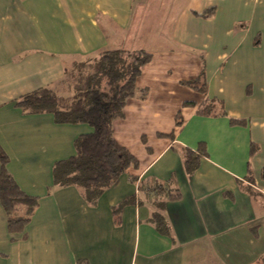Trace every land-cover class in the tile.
I'll use <instances>...</instances> for the list:
<instances>
[{
  "label": "crops",
  "instance_id": "1",
  "mask_svg": "<svg viewBox=\"0 0 264 264\" xmlns=\"http://www.w3.org/2000/svg\"><path fill=\"white\" fill-rule=\"evenodd\" d=\"M113 48L151 54L135 82L145 97L128 98L112 123L138 164L90 204L73 185L53 186L52 166L91 127L14 100ZM202 68L205 93L182 84ZM206 97L225 114H198ZM0 146L38 198L19 233L0 204V264H264V0H0ZM185 148L204 152L190 174Z\"/></svg>",
  "mask_w": 264,
  "mask_h": 264
},
{
  "label": "trees",
  "instance_id": "2",
  "mask_svg": "<svg viewBox=\"0 0 264 264\" xmlns=\"http://www.w3.org/2000/svg\"><path fill=\"white\" fill-rule=\"evenodd\" d=\"M213 10L214 8L210 7L200 13V16L207 17ZM150 59L151 54L143 49H106L93 58V64L86 63L91 71L80 79L78 88L75 89L77 95L72 99L57 91L59 83L64 80L66 69L64 77L56 83L39 87L14 100V106L26 114L50 113L56 123H85L91 127V131L75 138L73 155L53 164V186L73 185L80 190L88 203L95 204L100 194L110 187L120 174L129 167L137 166L135 156L114 138L112 123L115 119L123 117V107L128 98L145 97L146 90L139 89L135 82L143 65ZM80 64L86 65L82 61ZM182 84L205 93L204 68L196 78L182 81ZM183 105L194 103L184 102ZM196 112L207 116L225 114L222 101L214 97H206L197 106ZM230 123L243 124L244 119L230 118ZM252 151L253 146L250 149V152ZM203 154L201 149H183V166L186 173L193 172ZM7 163L8 156L0 146V204L6 213L7 230L12 234L23 231L38 204V198L22 191L7 170ZM137 187L168 194V191L158 184L150 188L137 180ZM177 196L178 193L173 192L168 195V199H175ZM158 204V207H161V203ZM20 207L24 208L23 211ZM152 219L159 231L166 230L163 217L159 213L154 212Z\"/></svg>",
  "mask_w": 264,
  "mask_h": 264
},
{
  "label": "rangeland",
  "instance_id": "3",
  "mask_svg": "<svg viewBox=\"0 0 264 264\" xmlns=\"http://www.w3.org/2000/svg\"><path fill=\"white\" fill-rule=\"evenodd\" d=\"M137 9V15L136 19L141 20L142 16L147 17L148 13L144 12L145 7L144 6H134V9ZM157 23L155 24H148V29L154 28ZM152 26V27H150ZM97 59V58H96ZM89 61H82L85 64L87 62H92L93 59H87ZM81 62V61H80ZM80 62H76L70 66H68L64 80L59 83L57 87V91L62 94L63 96L69 97L70 99L73 98L74 95H77L76 88H78V85L80 83V79H82L83 76L86 75V73L90 72L89 70V64L83 65L80 64ZM93 64V63H91ZM90 64V66H91Z\"/></svg>",
  "mask_w": 264,
  "mask_h": 264
}]
</instances>
